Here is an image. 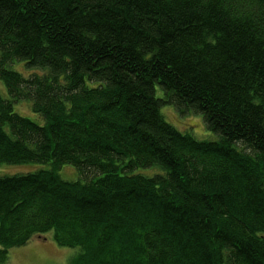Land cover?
Returning <instances> with one entry per match:
<instances>
[{
	"label": "trees",
	"instance_id": "1",
	"mask_svg": "<svg viewBox=\"0 0 264 264\" xmlns=\"http://www.w3.org/2000/svg\"><path fill=\"white\" fill-rule=\"evenodd\" d=\"M0 81V164L50 165L0 176V264H264V0H0Z\"/></svg>",
	"mask_w": 264,
	"mask_h": 264
},
{
	"label": "rangeland",
	"instance_id": "2",
	"mask_svg": "<svg viewBox=\"0 0 264 264\" xmlns=\"http://www.w3.org/2000/svg\"><path fill=\"white\" fill-rule=\"evenodd\" d=\"M15 71L28 74L31 71L25 70L26 67L21 60H14L8 65ZM37 73L41 71L36 70ZM161 90L156 87V94ZM0 94L6 97V91L3 83L0 81ZM14 111L20 115L27 116L35 121H41L38 116L32 113L30 102L21 100L13 105ZM160 112L166 122L174 126L181 132H186L196 139H217V135L205 125L201 114L191 111L180 113L172 105H162ZM42 168H50V165L40 163H25V164H0V176L21 174L33 172ZM152 169L142 170L144 174H154L159 172ZM58 172L62 178L67 180L75 179V170L67 164H61ZM78 248L59 246L53 241L52 231L42 235L33 236L25 245L12 247L8 253V259L4 264H67L68 260L76 254Z\"/></svg>",
	"mask_w": 264,
	"mask_h": 264
}]
</instances>
